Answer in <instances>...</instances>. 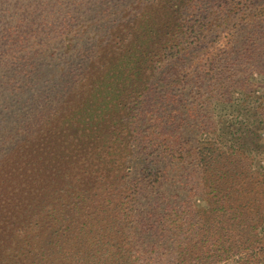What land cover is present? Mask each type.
<instances>
[{
    "label": "trees",
    "instance_id": "1",
    "mask_svg": "<svg viewBox=\"0 0 264 264\" xmlns=\"http://www.w3.org/2000/svg\"><path fill=\"white\" fill-rule=\"evenodd\" d=\"M263 7L0 0V257L264 264L260 125L217 112L264 75Z\"/></svg>",
    "mask_w": 264,
    "mask_h": 264
},
{
    "label": "rangeland",
    "instance_id": "2",
    "mask_svg": "<svg viewBox=\"0 0 264 264\" xmlns=\"http://www.w3.org/2000/svg\"><path fill=\"white\" fill-rule=\"evenodd\" d=\"M264 12V7L260 11V13ZM236 27H230L227 31L222 32L217 41L214 42V44L210 45V47L207 48L206 52H204V55H199L202 57H199L197 60H204L203 57L205 56H211L215 52H217L219 49L229 48L230 46V40L234 36L233 32H235ZM152 35L148 33V35H143L142 37V49L143 53L139 56L135 55L134 62H136V59H140V61L144 60V55L146 56V51L151 47L152 42L150 38ZM208 51V52H207ZM196 60V61H197ZM204 62V61H203ZM253 80L256 82L255 90H252L250 93H243L240 90H236L233 92V97L236 98L235 102H231L230 104H219L217 108V112L219 115L225 117L229 112H232L237 117V133L241 135L245 133V130L243 131V128L245 127V124H242V120L249 121V125L251 126L254 121H256L257 125H260L259 130L257 131L261 138H263L262 144H264V87L260 84L264 80L263 74L254 73L253 74ZM250 95V97H248ZM239 116V117H238ZM223 124H221V127ZM130 138V137H129ZM96 152V151H94ZM257 154V166L259 167V164L264 163V151ZM255 163V164H256ZM26 250V253L24 252L23 255L22 252L12 253L6 257V255L0 257V264H30L32 262L31 256L32 251H34V248L30 245L24 247ZM28 249V250H27ZM224 264H237L236 262H227Z\"/></svg>",
    "mask_w": 264,
    "mask_h": 264
}]
</instances>
